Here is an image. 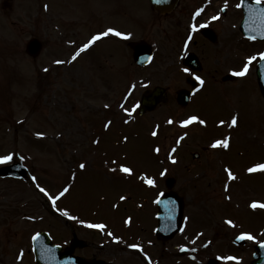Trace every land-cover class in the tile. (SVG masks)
Wrapping results in <instances>:
<instances>
[{"label":"rangeland","instance_id":"obj_1","mask_svg":"<svg viewBox=\"0 0 264 264\" xmlns=\"http://www.w3.org/2000/svg\"><path fill=\"white\" fill-rule=\"evenodd\" d=\"M148 5L146 0H0V156L10 155L11 161L21 160L29 169L24 179L0 178V264H35L28 248L30 235L38 229L52 231L57 240L69 235L70 225L65 215L68 207L76 206L79 210L90 207L97 188L103 187L102 178L92 172L97 170V156L136 159L156 156L157 161L145 159L143 165L140 163L141 168L152 165L172 172L175 189L184 198L185 211L191 220L187 223L189 231L183 229L171 244L197 251L194 257L184 256L183 261L202 264L205 258L218 252V264H236L242 258L239 264H249L250 244H232L230 238L238 232L230 234L218 212L220 216L232 212L230 220L236 229H249V221L254 219L252 227L261 222V216L250 218V211L241 208L242 200L253 194L264 203V170L248 172L250 167L264 164V104L257 84L249 73L229 80L221 71L225 64L219 63L220 69L211 79L213 84H205L196 103L187 107L205 121L199 123L200 130L194 127L185 140L187 145H183L182 124L174 126L177 119L174 125L173 120L169 123L172 128L163 122L170 112L174 113L170 110L171 106L176 108L173 101L134 120L137 116L134 108L144 87L163 83L173 86L178 81L171 61L180 54L183 32L175 26L172 17L150 13ZM109 28L126 35H102V39L72 60L89 39ZM217 35L220 48L214 47L218 48L215 54L223 57L226 53L221 50L231 43L226 37L234 35H221L220 29ZM32 37L43 45L37 57H30L24 51ZM131 40H144L153 46L154 57L147 67L138 69L133 63L127 45ZM262 47L257 44L247 48L236 42L228 50L238 48L234 52L247 59L256 57ZM205 56L212 68L206 51ZM104 108L112 111L101 112ZM233 116L238 120L235 126L230 123ZM153 123L157 125L155 129ZM103 128L108 130L102 132L103 143L99 148L91 146L94 134ZM117 132L124 145L122 138L112 137L111 133ZM153 132L158 135L157 140L148 137ZM225 139L228 148L220 145L213 152L203 150L206 141ZM193 149L202 157L199 162L188 161V164L197 165L194 168L202 175L187 184L189 179L185 180V176L193 173L182 171L183 154ZM81 163L85 164L84 171L76 174ZM228 170L236 177L233 180L236 192L234 188L231 191L232 196L237 195L233 196L235 209L223 202L221 198L225 195L218 188L219 181L225 178L223 175L228 176ZM216 174L220 180H216ZM37 185L57 198L55 204ZM68 185L69 191L61 196ZM130 186L123 182V186L117 187L120 193H127ZM239 192L248 197L238 196ZM210 200L212 204H208ZM134 213L149 223L148 215ZM195 232L199 233L198 237ZM78 236L87 242L93 238L84 230ZM209 237L213 238L211 243L206 241ZM130 252L123 256L142 264L140 255L138 258ZM163 253L161 264H174L173 260L180 258L173 246ZM224 253L232 254L235 259L225 260Z\"/></svg>","mask_w":264,"mask_h":264},{"label":"flooded vegetation","instance_id":"obj_2","mask_svg":"<svg viewBox=\"0 0 264 264\" xmlns=\"http://www.w3.org/2000/svg\"><path fill=\"white\" fill-rule=\"evenodd\" d=\"M233 8H235V0H179L177 6L168 13L161 14L157 11H153L164 17H172L175 26L179 27L181 32H183L180 40V46L183 48V55L180 59V68L178 69V71L182 72V75L179 76L175 85L170 86V84H164L168 94L170 93V100L172 99L175 104V97L179 89L183 88V91L188 94L186 104H184L185 98L183 99V121L185 116L192 115L193 111H188L187 107L196 103L197 96L202 91L203 86L205 84H213L211 79L216 75L215 73L219 71V63L223 62L225 64V66H223L224 68H221V71L224 75L229 77V80H233L236 76L234 72L238 68H241V63H244V60L240 59V56L238 57L239 54L234 52L238 48L230 51L228 50V46L233 47L235 45L237 34L241 36L238 30L239 19H237L239 11H234ZM213 17L218 18L213 19ZM217 29H220L221 35H234L232 38L226 37L227 42L231 39V43L226 44L221 50L226 53L223 57H218L215 54L216 50L220 48ZM244 39L241 36L238 43L248 48ZM214 47L218 48L215 50ZM205 51L208 57H210L209 61L213 64L212 68L211 64L209 66L206 62ZM237 57L238 59H236ZM189 58L194 61L193 64L188 62ZM197 76L201 78L203 83L196 79ZM178 110L179 109H177V111ZM186 129L187 125L183 126V132L187 131ZM185 145H187V141ZM194 152L197 151L189 150V152L187 151L183 154L184 173H193L189 176H185V180L189 179L187 180V184H190V181L194 182L197 180L198 172H196L194 168L197 165L191 163H195V161L199 162L200 155L194 158L192 155ZM188 161L191 163L188 164ZM112 169L117 170L116 167H112ZM157 173L158 174H155L153 177L155 181L154 184L150 185L147 183L146 187L130 188L129 191L131 194L129 193L126 196V203H115V206L110 208L109 212L107 211L109 204L111 202H116L117 199L119 200L121 197L122 192L120 193V188L117 186L118 184L121 185L122 182L115 179L113 181L114 187H102L98 189L97 192L103 195L101 209L104 214L99 212L98 214H100V216H97L95 213L97 209L95 211L88 209L83 216H76V219L82 222L84 219L86 222H98L96 219L98 218L101 220L100 223L104 227L100 232H94L88 228L76 230L74 228V226L76 227L75 220L72 221L73 227L69 236H67L70 240L73 241L74 236L77 237L76 235L80 230L90 232L93 237L87 242L78 236L80 242L74 241V252L90 261L98 260L109 264H139V262L131 261L128 257L123 256L124 253L131 250L130 245L138 243L142 245L145 250L149 248L153 260H156V264H161V257L164 255L163 252L169 250L173 245L171 244L172 240H163L160 237H156L154 233L156 226V199L157 196L168 191L162 179L163 177L160 176L161 173ZM111 174L115 175L118 173L111 172ZM186 192H183V194ZM141 195H143L141 201L147 204L146 208L141 212L144 216H149L148 224L144 223L134 213L135 201L138 199V196ZM138 206L142 205L138 203ZM124 215L127 216L126 224H122ZM137 224L147 225L148 229H150L149 232H151L152 238L148 239L152 241H150L149 246H146L145 240L136 235ZM80 227L82 226L77 228ZM215 263L216 262L211 259L208 264Z\"/></svg>","mask_w":264,"mask_h":264},{"label":"water","instance_id":"obj_3","mask_svg":"<svg viewBox=\"0 0 264 264\" xmlns=\"http://www.w3.org/2000/svg\"><path fill=\"white\" fill-rule=\"evenodd\" d=\"M153 7L162 11L172 8L177 0H151ZM264 11V10H263ZM264 12L257 13L255 6L247 7L245 25L249 27L250 35L261 36L264 34ZM133 48V56L136 62L145 63L150 59L149 47L145 44L130 43ZM39 49V43L32 39L27 43L26 50L31 55H36ZM142 62H141V61ZM257 79L260 90L264 97V59L257 64ZM158 92V91H157ZM157 92L147 93L143 97V108H151L152 105L159 100ZM10 174L7 168L0 169V175ZM21 174H23L21 172ZM163 198L160 204L162 214L165 215L167 222L171 224V234L179 227L181 217V200L175 194H168ZM170 196V197H169ZM254 260L252 264H264V243L256 247ZM33 250L37 264H88L82 258H72L70 249H65L64 252L57 250V247L49 243L47 236L38 234L33 239Z\"/></svg>","mask_w":264,"mask_h":264},{"label":"snow or ice","instance_id":"obj_4","mask_svg":"<svg viewBox=\"0 0 264 264\" xmlns=\"http://www.w3.org/2000/svg\"><path fill=\"white\" fill-rule=\"evenodd\" d=\"M259 2H260V0H257V3H259ZM217 18H218V17H213V19H217ZM109 33H115V35H117V36H124V35H126V34H124V33H121V32H119V31H116L115 29L109 28V29H107V31H105V32H103V33H101V34H98V35L93 36V37L88 41V43H85V44L79 49V51H77V52L72 56V60H75V59L80 55L81 52H84V51L87 50V49H88V48H89V47H90L95 41L99 40V39L101 38V35L106 36V35H108ZM259 57H260V59H264V53H260V54H259ZM255 59H256L255 56H253V57H249V62H251V61H253V60H255ZM56 63H58V64H59V63H63V61H56ZM247 71H248V66L245 65L243 71L237 72V73H235V74H236V75H239V76H243V75H245V74L247 73ZM196 79H197V80H200L201 83H203V81L201 80V78H200L199 76H197ZM125 111H127V109H125ZM197 120H199V123H201V124H204V123H205L204 120L199 119L197 116H191V117H189L187 120L182 121L181 124H182V126H186V125L192 124L194 121H197ZM237 122H238L237 117L233 116L232 119H231V122H230V123H231V126H235V125H237ZM109 123H110V122H109ZM168 123H172V121L169 120ZM221 123H223V121H222ZM105 126L107 127L108 125H105ZM38 135H43V134H42V133H38ZM153 135H156V133L153 132ZM220 145H222L224 148H228V147H229V142H228L227 139H225V140H217V141L214 143L213 147L220 146ZM156 151L158 152V151H160V149L157 148ZM11 160H12V156H10V155L0 156V164L7 163V162H9V161H11ZM79 167H80L81 169H83V168H85V164L81 163V164L79 165ZM257 170H264V164H257V165H255L254 167H250V168L248 169V172L251 173V172H255V171H257ZM113 171H115V169H113ZM120 171H122V172H124V173H131L133 170H132L131 168L127 167V166H123V165H121V167H120ZM228 176H229L231 179H235V178H236V177L234 176V174L231 172V170H228ZM33 179H35V178H33ZM145 179H146L147 183L150 184V185L155 183L154 180L148 179L147 177H146ZM37 187L40 188V191L43 192L46 196H49V199L52 200L53 204H55V200L57 199L56 197H52V196H50L49 193L47 192V190L44 189V188H42V187H40L39 185H37ZM68 191H69V189H68V188H65V189L60 193V195L63 196V195H64L66 192H68ZM121 199H124V197H121ZM258 206H259V207H264V204H259V205H258L257 202H253L252 205H251V207H253V208H256V207H258ZM65 215H68V213L65 212ZM226 223L229 224V225H233V221H232V220H227ZM89 226H90V227H96V228H103V227H104L103 225H99V224H97V225H89ZM233 226H234V225H233ZM37 235H38V234H37ZM245 238H247V239H249V240H253V239H255V237H253L252 235L247 234V233H245V234H241L239 237H237V239H239V240H243V239H245ZM131 247H134V248H135V247H138V246H137V245H131ZM229 259H235V258H234V257H230Z\"/></svg>","mask_w":264,"mask_h":264}]
</instances>
